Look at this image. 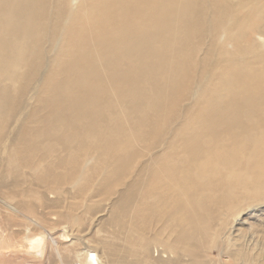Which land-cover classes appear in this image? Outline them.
<instances>
[{
	"label": "bare ground",
	"instance_id": "6f19581e",
	"mask_svg": "<svg viewBox=\"0 0 264 264\" xmlns=\"http://www.w3.org/2000/svg\"><path fill=\"white\" fill-rule=\"evenodd\" d=\"M253 1L0 0V264H264Z\"/></svg>",
	"mask_w": 264,
	"mask_h": 264
},
{
	"label": "rangeland",
	"instance_id": "374dc122",
	"mask_svg": "<svg viewBox=\"0 0 264 264\" xmlns=\"http://www.w3.org/2000/svg\"><path fill=\"white\" fill-rule=\"evenodd\" d=\"M255 4H261V7L264 8V0L260 1H253ZM250 6L246 5L244 8H238L239 15L248 18L249 26L244 30L245 34L240 39L242 44H252L257 40H260L261 38L264 40L263 36H260L256 30H253V26L255 24H261L262 20H260L259 17L252 15L250 12ZM246 42V43H245ZM227 48H232L231 45H227ZM225 87H217L215 90V97L217 99L224 98L226 96L225 93ZM219 89V90H218ZM224 92V93H222ZM229 186L227 187V189ZM247 191V192H246ZM246 193H248V190H245ZM234 192H231L233 194ZM234 198H237V195L233 196ZM228 203V204H225ZM224 204L227 206L229 205L228 201H224ZM253 211L252 213H249V211ZM78 217H82V209L78 208L77 210ZM96 214L91 216L92 221H88L85 219L83 223H81L80 226H82V234L84 237H90L91 233L95 228L100 224L98 221H96V218H99L103 215V213L95 212ZM80 215V216H79ZM83 218V217H82ZM90 219V220H91ZM236 219V220H234ZM239 220V221H238ZM237 221V222H236ZM231 223L228 225L221 224L220 226H226L225 231H229V234H231V237H234L235 244H243L244 242H262L264 241V202L263 201H255L253 205L250 207H247L243 210H241L240 214L237 216H234L231 218ZM229 223V222H228ZM97 225V226H96ZM87 229V230H86ZM101 236L103 233H99ZM225 237H227V234H225ZM248 240V241H247ZM237 241V243H236ZM216 248H211L208 252V258H217L220 257L222 260H225L226 262L230 261V256L225 252V250L218 251ZM220 255V256H219Z\"/></svg>",
	"mask_w": 264,
	"mask_h": 264
}]
</instances>
